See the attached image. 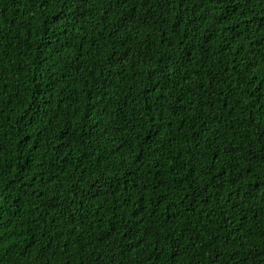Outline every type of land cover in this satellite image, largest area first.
<instances>
[{
  "label": "trees",
  "instance_id": "trees-1",
  "mask_svg": "<svg viewBox=\"0 0 264 264\" xmlns=\"http://www.w3.org/2000/svg\"><path fill=\"white\" fill-rule=\"evenodd\" d=\"M0 264H264V0H0Z\"/></svg>",
  "mask_w": 264,
  "mask_h": 264
}]
</instances>
